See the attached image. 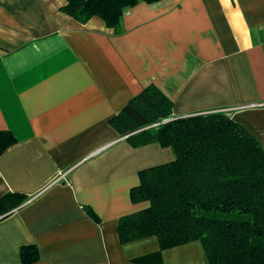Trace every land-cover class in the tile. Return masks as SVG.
<instances>
[{"label": "crops", "instance_id": "crops-1", "mask_svg": "<svg viewBox=\"0 0 264 264\" xmlns=\"http://www.w3.org/2000/svg\"><path fill=\"white\" fill-rule=\"evenodd\" d=\"M66 0H0V130L17 141L0 154V197L30 196L0 216V264H153L158 237L120 241L139 172L175 159L171 147L134 148L110 124L150 83L174 115L221 108L264 147V0L141 1L121 32L98 16L80 23ZM99 217L92 219L83 206ZM162 264H210L201 241L162 250Z\"/></svg>", "mask_w": 264, "mask_h": 264}, {"label": "trees", "instance_id": "trees-1", "mask_svg": "<svg viewBox=\"0 0 264 264\" xmlns=\"http://www.w3.org/2000/svg\"><path fill=\"white\" fill-rule=\"evenodd\" d=\"M141 1L160 0H66L61 10L80 23L98 16L119 34L124 10ZM110 124L134 148L159 143L175 153L174 160L140 171V184L131 188L132 202L149 206L119 218L122 243L159 239V251L134 262L162 264V250L199 240L210 264H264V147L246 125L221 108L175 116L173 100L155 83ZM16 141L11 130H0V154ZM29 198L5 193L0 216ZM83 208L100 220L90 206ZM20 256L24 264L41 258L33 244L21 246Z\"/></svg>", "mask_w": 264, "mask_h": 264}]
</instances>
